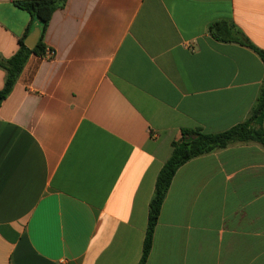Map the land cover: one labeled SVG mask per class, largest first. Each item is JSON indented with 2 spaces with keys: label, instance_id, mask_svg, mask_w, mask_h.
<instances>
[{
  "label": "crops",
  "instance_id": "0c3cea01",
  "mask_svg": "<svg viewBox=\"0 0 264 264\" xmlns=\"http://www.w3.org/2000/svg\"><path fill=\"white\" fill-rule=\"evenodd\" d=\"M15 1L0 0L4 60L41 29ZM218 21L264 50V0H62L0 108V264L140 263L172 143L244 123L264 83ZM146 264H264L263 145L178 169Z\"/></svg>",
  "mask_w": 264,
  "mask_h": 264
},
{
  "label": "trees",
  "instance_id": "16d2710c",
  "mask_svg": "<svg viewBox=\"0 0 264 264\" xmlns=\"http://www.w3.org/2000/svg\"><path fill=\"white\" fill-rule=\"evenodd\" d=\"M62 0H18V8L28 12L32 18L41 24V38L34 50H30L24 42L20 41V48L8 60L0 59V68L5 73V85L0 90V108L3 102L13 91L29 56L34 53L39 56L45 54L43 34L47 29L53 13L61 5ZM30 30H28L29 34ZM211 36L224 43H238L256 52L264 63V50L253 45L233 23L218 21L209 27ZM27 36V35H26ZM264 83L260 89L257 100L248 119L236 127L219 134H205L199 129L183 130L179 141L172 143V154L160 171L153 198L149 205V218L142 259L139 264H146L150 255L155 228L159 221L160 212L171 186L172 180L178 171L188 161L207 155L240 142H256L264 146ZM189 139H191L189 141Z\"/></svg>",
  "mask_w": 264,
  "mask_h": 264
},
{
  "label": "water",
  "instance_id": "95a60500",
  "mask_svg": "<svg viewBox=\"0 0 264 264\" xmlns=\"http://www.w3.org/2000/svg\"><path fill=\"white\" fill-rule=\"evenodd\" d=\"M41 37V29L36 28L25 40V45L30 49L34 50L36 46L38 45ZM191 139H189L190 141Z\"/></svg>",
  "mask_w": 264,
  "mask_h": 264
},
{
  "label": "built area",
  "instance_id": "2783aa9c",
  "mask_svg": "<svg viewBox=\"0 0 264 264\" xmlns=\"http://www.w3.org/2000/svg\"><path fill=\"white\" fill-rule=\"evenodd\" d=\"M48 54H51L52 55V53L49 51V53Z\"/></svg>",
  "mask_w": 264,
  "mask_h": 264
}]
</instances>
